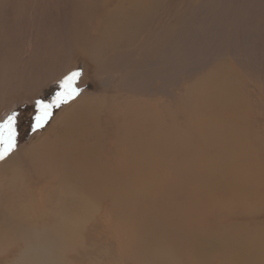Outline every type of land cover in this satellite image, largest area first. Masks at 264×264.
<instances>
[{"label": "bare ground", "instance_id": "obj_1", "mask_svg": "<svg viewBox=\"0 0 264 264\" xmlns=\"http://www.w3.org/2000/svg\"><path fill=\"white\" fill-rule=\"evenodd\" d=\"M59 2L61 6L51 0V6L47 0H40L29 17L26 15V0H0V87L4 84L1 82L5 81V75L12 71L13 55L20 57L27 37L36 38L37 29L42 30L45 36L40 43L41 53H35L37 55L32 57V62H28L32 80L28 81L26 76L20 80L19 71L15 72L12 78H15V88L32 92L36 89L34 85L56 77L58 70L61 72L68 65L69 57L73 59L71 65L76 63V59H81L77 63L84 66L80 83L83 85L90 80L97 87L95 92H83L66 105L50 121L47 132L44 130L41 134L45 135V139L36 142L38 138H31L23 149L0 164L1 178H8L7 187L16 185L24 172H29L26 175L29 185L33 182L34 185L80 187L79 191L77 189L72 193L77 198L69 211L61 207L64 204L59 200L62 193L56 200L61 186L58 193L56 190L53 192L54 201L45 195L43 203H40L42 208L37 212L46 216L48 210L52 220L34 227L33 231L24 230L22 254L61 250L65 247L62 238L75 237L80 230H84L88 220L100 211L101 201L110 200L113 205L120 203L124 191L120 193L114 187L116 183L110 176L114 173L123 185H153V189L150 187L152 190L155 185H201L197 191L193 189L190 192L193 202L181 212L178 222H169L171 226L165 228V234L156 232L152 235L153 249L142 247L137 252L141 264H149L148 260L155 259L160 264H264V226L253 227L256 221L264 220V115L251 110L252 106L236 94L219 68H213L205 75L203 71L198 72L192 81L189 80L191 83L184 97L187 100L182 98L175 103L177 107L180 105V111L176 108L178 115L169 99L176 82L175 76L186 75L185 72L190 73L188 70L195 68L191 62L188 64L186 56L175 52V45L184 41H176L174 25L180 30L186 19L195 18L197 11L205 14L206 21L211 12L214 11L215 15L222 12L221 18L225 17V21L234 14L233 11L240 10H234L236 4L243 6V3L227 0L225 6L215 7V10L193 4L192 8L179 6L173 11L168 9L171 0ZM161 11L164 12V24L153 27ZM184 24L186 28H194L193 23ZM29 25L31 29L28 31L26 26ZM149 30V37L142 39ZM16 32L18 36H14ZM39 41L37 38L32 45L36 46ZM185 43L191 44L188 39ZM8 50H11L10 57ZM107 60L110 62L107 63ZM158 97H161L160 102L156 101ZM175 116L183 120L187 132L175 124ZM194 141H199L201 145H188ZM40 175L46 181H38ZM15 192L12 195L16 196ZM32 196L41 202L36 192ZM197 198L199 200L195 201ZM138 200L143 201L141 197ZM129 206L131 208L132 205ZM9 211L11 215L18 213L25 223L33 224L31 215L29 218L22 216L30 213L26 207L18 206L16 213L14 209ZM170 212L176 215L177 210L171 208ZM200 213L202 218L214 215L212 219L220 220V226L224 221L231 222L237 218L249 221L251 226L248 224L249 228L234 229L232 232L221 226L215 235H204L206 232L201 230L203 219L199 217ZM158 219L161 220V216ZM6 225V222L0 223L4 226L2 230L8 227ZM52 225L55 230L48 229ZM183 251L187 256L185 253L182 255ZM131 252L125 251L122 261L130 257ZM154 255L155 259L152 258ZM24 260L23 263L30 264L27 258L26 262Z\"/></svg>", "mask_w": 264, "mask_h": 264}, {"label": "rangeland", "instance_id": "obj_2", "mask_svg": "<svg viewBox=\"0 0 264 264\" xmlns=\"http://www.w3.org/2000/svg\"><path fill=\"white\" fill-rule=\"evenodd\" d=\"M39 1L40 0H26V3H25L26 12H27L26 15L30 17L31 13H33L36 7L38 6ZM47 1H48V4L51 5V0H47ZM225 1L227 0H223V2L222 0H171V2L168 4V7H169L168 9L175 11L179 6H182V8H187V7L192 8L193 4L194 5L199 4L201 6L204 5V8L210 7L215 10V7L216 9H218L220 6L222 7L225 6ZM234 1H237V0H234ZM239 1L243 3V6L240 3L236 4L234 10L236 9H240V10L233 11L234 14L230 15L232 20L228 16L227 20L224 21L223 18L225 17H223V15H222L223 18H221L222 12H220V14L215 15L213 11L207 15L208 20L206 21L204 20L205 14L202 13L201 11H197L195 12V15H194L195 18H188L185 21L184 19H182V21H184L183 27H185L184 23H186L187 25H190L191 23H193L194 28L181 27V29L179 30L176 27V25H174V37L176 41L177 40L184 41L183 44H179L178 46L175 45V52L177 53V55L186 56L187 57L186 59L188 60L187 61L188 64L190 65V62H191V65H194L195 68H197V69L195 68L189 69L188 71L190 73L185 72L186 75L184 74V75L175 76L174 80H176V82H174V85L172 87L173 89H171L172 97H170L169 99L172 102V109L173 111L176 112L175 113L176 115H178L176 108L178 111H180L181 109H180V105L177 107L175 103L178 102L179 99H182L186 96V93H185L186 88L191 83L193 76L201 71H203L205 75L206 73L211 72L213 68L220 69L221 73L224 74L223 77L227 80V82H229V84L233 86V89L236 90V94L241 95L240 98L243 101H245L246 99V101H248V104H250L253 107V108L251 107V110H254L256 114L264 115V21H263L264 20V0H239ZM53 3L57 6H61L59 0H53ZM163 16H164L163 11L157 14L153 27H156L158 25L160 27L163 26L164 21H165L164 20L162 22ZM190 16H193V14L190 13ZM239 17H241L242 19L241 18H240L241 20L238 19ZM168 18H169V14H168L167 19ZM234 19L235 20L238 19V20L233 22ZM31 21H33V19L30 20V23ZM26 27L28 31L29 29H31L30 25ZM34 30H36V28ZM49 30L50 29H48L47 32ZM38 31H40V33L42 32V30L37 29L38 35L36 34V38H32L31 35L27 37V41L23 47L24 51H22V53L20 54V57H18V55L15 56L12 54L13 58L15 59L11 60V63L13 62L11 66L12 71L10 72L11 75L9 73H7V76L5 75L4 77L5 81L1 82L4 84H2L0 87V119H3L7 114H9L10 112L14 110L18 111L21 114V118H22L21 125L22 126L20 128V139L18 143V150L23 149V147L27 145L28 142L30 143L32 139L34 140L38 138L36 142L45 139V135L43 136L41 134L44 132V130L47 132L49 128L47 125L43 130L35 134L30 133L29 117L32 111L33 101L36 98L50 99L55 94V91L57 90L58 79L61 78L67 72H69V70L71 71V70H75L79 68V69H82L84 72V66L81 63H77V60H81V59H76V63H74V65L73 64L71 65L73 61L72 57H69L68 59L64 58V59H67L68 65L66 64L63 70L67 72L63 70H61L60 72V70H58L59 73L56 75V77L54 76L50 77L46 81H42L39 84L34 85V88L36 89H34L30 93H28L26 89L19 90L15 88V86L13 85V80L15 78L13 80L12 78L16 75L18 71H19L18 78H20V80H22L25 76L28 81L32 80L29 74L28 62L29 63L32 62V57L37 55L35 53H41L40 43L43 40L42 38H44L45 36V34L43 33H41L40 35ZM149 33H150V30L146 31L143 34L142 39L148 38ZM216 33L218 34L217 38H215L217 35ZM19 35H20V32H19ZM14 36H18V32H16ZM37 38L40 40L39 43L36 46L32 45L33 42L35 43L37 42ZM186 39H188V41L191 44L187 45L185 43ZM211 44L213 45L214 48H212ZM186 48H188L189 51L185 50ZM8 55L9 57L11 56V50H8ZM109 62L110 60H107V63ZM187 62H186V65H187ZM217 72L219 73V70H217ZM80 86L85 88L84 92L91 93V92H95L97 89V87L90 80L86 81L83 85L82 83H80ZM158 98L156 99V101L160 102L161 97H158ZM184 99H185L184 101L187 100V98H184ZM65 106L55 111L52 120L58 115V113ZM175 118H177L175 119L176 120L175 124L179 126L180 129L183 128L182 130L185 129L187 132V128H186L185 123H183V120L181 121L177 116H175ZM261 128L263 129V127ZM188 145L194 147L196 145H201V143L199 141H194L192 142V144L189 143ZM199 154L200 153H198V155ZM175 159L176 160L178 159L177 154H175ZM2 163L3 162H0V164ZM168 170H170V168H168ZM27 174L29 175V172L22 173L16 185L10 184L9 187H7V184L6 186L0 185V223L3 224L6 222L7 223L6 226H8L6 228L8 230L6 229L2 230L1 227H4V226H0V245L3 247V248L0 247V250L2 249L0 251V264H27V263H23L24 259H25L24 261L26 262V258L30 264H141L142 260L139 257V253L137 252H140V249H142V247H146V248L149 247L148 249H153L152 235L154 236L156 232L165 234V231H164L165 228L167 226L168 227L171 226V223L169 222H172V223L178 222L181 212L183 210L185 211V209L193 202L192 193L190 194V192L193 189L197 191V189L201 187V185H198L199 187H197L196 185H193V187L191 186L192 187L191 189L189 185H170V186L157 185V187L155 185L154 190H152L153 185H146V186L143 185L145 188H142L143 187L142 185L141 186L123 185L122 181L120 180L119 182V179L116 178V174L113 173L110 176L114 178L113 181L116 183V186L114 185V187L118 188V190H120L119 191L120 193L124 191L121 193V195L122 194L123 195H122L120 203L117 204L119 207L115 204L113 205V203L110 200L104 199L100 203V208H99L100 211H98L93 218H90L88 220L84 230H80V232L75 237H63L62 238L64 240L63 244L65 247H63L61 250L57 252L51 251L45 254L34 253L31 255L30 254L25 255V254H22V252L20 251L23 248V245L21 242H22V238L25 237L24 230L33 231L35 230L34 227L42 226L43 223L45 222L49 223L52 220V214H50L48 210H47L46 216H44V214L41 215L42 212H37L38 209L42 208V205L40 203H43L44 198L48 195V197L49 198L52 197V200L54 201L55 197H53V192L56 190V193H58V189L61 186L63 190L60 189V192L58 193V198L56 197V200L59 199V194L62 193L60 197L61 199L59 200L64 204L61 207H64V210L66 209L67 211H69L71 209L70 206L75 205L74 201L77 198V196L72 193H75L77 189L78 191L80 190V187L78 185H43L42 183H39L38 185H34L35 183L33 182H32V185H29L28 183L30 182H26ZM1 177L2 175L0 176V178ZM38 181L44 182L46 180L43 179V176H41V178H39ZM36 186L39 188L36 189L35 188ZM110 186L113 187V185H110ZM41 187H44V189ZM177 187L180 191L181 190L182 191L179 192L178 190L176 194ZM180 187H183V188L181 189ZM157 188L159 189L157 190ZM9 189H12V191ZM16 189L18 190L16 191ZM150 190L154 192L152 193ZM148 191L151 192L152 194L149 193ZM13 192L16 193V196L12 195L14 194ZM34 192H36L37 196L39 195L38 197H41V202L39 201L40 199L37 200L35 199V197L32 196ZM19 193L22 195L20 196ZM69 193H71V196L68 197ZM188 193L190 195H188ZM145 194L146 196L143 198ZM153 194L154 196H151ZM126 196L128 197L131 196L134 201L132 200L131 197L127 198ZM123 197L127 198V200H125ZM140 197L141 199H143V201L138 200L140 199ZM25 198L28 201V203L25 200ZM29 198L32 200H30ZM159 198H162V199H159ZM136 200H138L137 204H136ZM150 200L151 202H148ZM198 200L199 198H197L195 201H198ZM19 201H21L22 203ZM53 201L51 202L53 203ZM139 202H141V204ZM153 202L155 204L159 203L160 205L159 204L154 205ZM150 203L151 205H153L154 207L156 206V207L154 208L153 206L150 205ZM130 204L132 205L131 208L129 206ZM18 206H24L30 210L31 214L30 213L27 214L26 212L25 214L27 215L23 214L22 216L29 218V216L31 215V217L33 218H30V219H32L33 224L29 225L20 219L21 216H18V213H16ZM158 206H160L159 209H158ZM121 207H123V210L125 212L122 211ZM47 208L49 209V206ZM171 208H176L177 210L176 215L171 214L170 212ZM12 209L15 210V213H16L15 215L10 214L9 210H12ZM144 209H147V210H144ZM156 212L159 213L157 214V216H156ZM153 214L155 216H153ZM160 216H161V220L158 219L160 218ZM43 217H46V221L42 222ZM199 217L201 218V220L203 219L205 221L204 222L202 220L200 224L202 233L206 232L204 235H208L209 233L210 235H212V233L215 235L216 232L220 230L221 226H223L221 228H224L225 226L224 229H226V231L228 232L230 231L232 232V231H235L234 229H239V228H244V227L249 228L251 226L249 221H245L241 218L234 219L233 221L229 219V221L231 222L224 221L223 225L220 226L219 224L220 220H218L217 222L216 219H212L214 215L211 216L210 214L208 218H205V217L202 218V214L200 213ZM153 218H155L156 220ZM164 218H165L166 223L164 222ZM214 221L215 223H213ZM210 222H212L213 224ZM261 222L256 221L253 227L255 225L264 226V220H261ZM248 224H250V226ZM48 229L55 230L54 225H52V228H48ZM203 230H206V231L203 232ZM143 232L146 234L145 236L147 237V239L143 236L144 235ZM66 235H69V233ZM148 240L150 242H148ZM168 240L166 241V243L169 242ZM5 248L9 250H5ZM123 251L124 252L127 251L129 253L132 251L134 254L131 252L130 257L122 261L121 257L124 255ZM184 253L185 252L183 251L182 255ZM186 254L187 253H185V256H187ZM152 258L155 259V255ZM152 262H154L155 264H160L156 259L151 260V262L150 260H148L149 264H153Z\"/></svg>", "mask_w": 264, "mask_h": 264}, {"label": "snow or ice", "instance_id": "obj_3", "mask_svg": "<svg viewBox=\"0 0 264 264\" xmlns=\"http://www.w3.org/2000/svg\"><path fill=\"white\" fill-rule=\"evenodd\" d=\"M84 76L82 69L67 72L57 81V90L50 99L36 98L29 117L30 133L35 134L49 125L56 110L75 101L84 92L80 86ZM21 114L12 111L0 119V162H5L18 150Z\"/></svg>", "mask_w": 264, "mask_h": 264}, {"label": "crops", "instance_id": "obj_4", "mask_svg": "<svg viewBox=\"0 0 264 264\" xmlns=\"http://www.w3.org/2000/svg\"><path fill=\"white\" fill-rule=\"evenodd\" d=\"M1 173V172H0ZM6 180V181H5ZM2 182V183H1ZM7 182H8V178H0V183L2 184V185H6L7 184Z\"/></svg>", "mask_w": 264, "mask_h": 264}]
</instances>
